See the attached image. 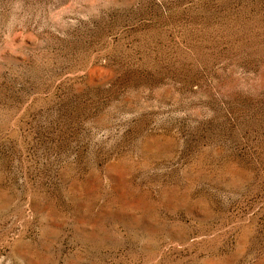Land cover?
I'll list each match as a JSON object with an SVG mask.
<instances>
[{
    "label": "rangeland",
    "instance_id": "374dc122",
    "mask_svg": "<svg viewBox=\"0 0 264 264\" xmlns=\"http://www.w3.org/2000/svg\"><path fill=\"white\" fill-rule=\"evenodd\" d=\"M0 264H264V0H0Z\"/></svg>",
    "mask_w": 264,
    "mask_h": 264
}]
</instances>
